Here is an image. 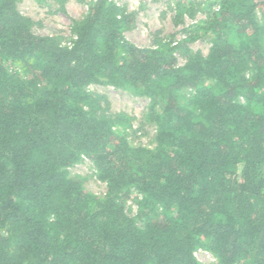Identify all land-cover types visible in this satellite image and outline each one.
Listing matches in <instances>:
<instances>
[{"label": "trees", "instance_id": "obj_1", "mask_svg": "<svg viewBox=\"0 0 264 264\" xmlns=\"http://www.w3.org/2000/svg\"><path fill=\"white\" fill-rule=\"evenodd\" d=\"M19 1L0 0V264H200L199 248L264 264V0L206 7V56L182 40L134 45L112 0L88 3L62 46ZM90 85L148 100L154 146L131 144L130 119L103 114ZM82 158L102 197L69 177ZM132 191L141 226L124 209Z\"/></svg>", "mask_w": 264, "mask_h": 264}, {"label": "rangeland", "instance_id": "obj_2", "mask_svg": "<svg viewBox=\"0 0 264 264\" xmlns=\"http://www.w3.org/2000/svg\"><path fill=\"white\" fill-rule=\"evenodd\" d=\"M94 0H20L18 11L33 22L32 31L38 36H49L57 39L62 46H69L74 39L71 32L72 24L81 21L87 13L88 3ZM126 15L130 16L131 26L125 31V38L140 48H155L166 42L184 41L191 54L206 56L211 43L209 38H196L195 27L200 25L206 16V7L218 0H112ZM185 5L186 12H178L176 3ZM257 21L264 25V16L257 10ZM196 38V39H195ZM176 65L185 63L186 55L176 52ZM87 91L101 98L100 109L105 115L130 119L127 137L131 144L144 147L154 146V127L145 122L144 116L148 109V100L137 97L128 91L114 89L109 86L90 85ZM192 91L181 93V103H186ZM119 130V128H115ZM122 130V128H121ZM69 177L83 180V188L98 197L106 192V184L97 178L93 164L82 158L78 164L67 169ZM141 196L132 191L124 202L128 217L142 225L137 217L136 201Z\"/></svg>", "mask_w": 264, "mask_h": 264}, {"label": "built area", "instance_id": "obj_3", "mask_svg": "<svg viewBox=\"0 0 264 264\" xmlns=\"http://www.w3.org/2000/svg\"><path fill=\"white\" fill-rule=\"evenodd\" d=\"M194 257L200 264H219L217 259L210 252L201 248L194 252Z\"/></svg>", "mask_w": 264, "mask_h": 264}]
</instances>
